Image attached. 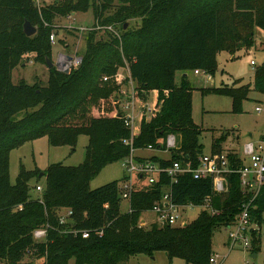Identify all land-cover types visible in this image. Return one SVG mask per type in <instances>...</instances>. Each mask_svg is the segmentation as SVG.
<instances>
[{
    "label": "trees",
    "instance_id": "obj_1",
    "mask_svg": "<svg viewBox=\"0 0 264 264\" xmlns=\"http://www.w3.org/2000/svg\"><path fill=\"white\" fill-rule=\"evenodd\" d=\"M113 1L55 0L50 6H37L34 0H0V264H28L23 262L28 255L42 258L38 264H68L71 259L74 264H121L158 251L165 252L169 261L210 264L214 230L232 225L247 199L235 173L228 176L227 190L218 193L211 177L181 174L172 182L161 172L153 184L134 185L130 209L123 212L119 180L94 189L89 181L104 165L128 157L131 147L163 150L168 134L177 138L169 158L153 154L149 160L162 167L176 160L197 166L203 154L199 141L203 129L193 121L194 87L183 73L198 69L214 76L221 51L235 54L252 47L254 28H264V0H234L233 6H226L225 0H118L114 11L103 16ZM89 7L97 24L86 34V51L77 66L67 73L52 66L45 86L24 79L12 82L15 58L34 52V60L46 66V59L51 60L47 20ZM26 20L36 27L32 36L23 31ZM128 20L139 22L123 28ZM108 24L118 28V36L108 30L107 38H95L96 25ZM99 51L103 55L98 63ZM121 61L142 101L157 91V109L149 117L143 114L133 135L115 98L122 84L114 77L115 65ZM178 71L182 74L176 83ZM239 80L201 91L231 97L232 111L239 113L251 88L264 92V61L255 67L252 83L238 86ZM21 111L24 115L16 119ZM42 134L51 145L72 147L85 134L88 144L81 164L54 163L43 171L46 181L40 198H31L29 180L40 173L21 168L12 183L9 152ZM131 138V144L125 142ZM225 138L222 134L215 139L211 151L219 152ZM128 179L124 175L121 182ZM167 185L174 203L199 206L209 199L215 212L202 210L186 225L143 228L140 215ZM61 208L71 211L69 221L60 223L56 211ZM263 214L264 185L251 208L258 226ZM39 229L45 231L42 238L34 236ZM82 231H88V237H82ZM260 242L259 230L252 231L250 250L258 251Z\"/></svg>",
    "mask_w": 264,
    "mask_h": 264
},
{
    "label": "rangeland",
    "instance_id": "obj_2",
    "mask_svg": "<svg viewBox=\"0 0 264 264\" xmlns=\"http://www.w3.org/2000/svg\"><path fill=\"white\" fill-rule=\"evenodd\" d=\"M226 6H233L234 0H225ZM55 0H37V5L50 6ZM101 0H96V3ZM118 0H114L111 8L104 11L103 16H108L114 11V7L118 4ZM128 25L136 26L139 20H128ZM50 27V34L54 35L51 41V61L54 68L57 69V63L60 61L59 54L81 57L86 51V34L89 29L97 24L93 8L89 7L86 11L70 12L66 15L54 14L51 19L45 22ZM97 26V25H96ZM112 26L116 33L119 34L118 28ZM95 38H107L108 29H96ZM111 31V30H109ZM115 34L113 31H111ZM103 51H99L96 61L102 57ZM35 53L28 52L23 56L15 58V67L12 70V82L17 83L20 79H24L27 83H38L45 86L49 79V68L46 64L34 60ZM103 61V59H101ZM251 61L255 65L251 64ZM264 61V28H254V45L250 48H242L235 54L227 51H221L217 55V71L214 76L202 71L199 74L192 70L186 72L194 89L192 92V118L193 121L203 129L199 141L203 144V153H209L212 142L225 135V140L221 146L225 151H236L243 156L244 145L251 140H255L264 134V92H259L253 88L247 94V98L243 100L242 111L234 113L232 111V99L227 95L216 93H202L201 88H208L218 85H232L235 80L240 79L236 85L252 83L254 69L257 65ZM99 63V62H98ZM98 63L97 66H98ZM77 64H73L76 66ZM59 69V68H58ZM115 79L122 81L120 91L115 94V98L120 100L117 109H122L125 101L131 100L133 87L136 90L134 82L130 83L129 71L127 64L122 61L115 65ZM180 73H176V83L179 82ZM210 76V77H209ZM122 99V100H121ZM123 101V102H121ZM146 103H135V114H144L149 117L150 114L157 109V101L150 95L146 98ZM156 103V104H155ZM259 108V110L257 109ZM128 112V111H127ZM125 113V112H124ZM24 115L21 111L15 115L18 119ZM251 134V136L249 135ZM88 144V136L81 134L77 138L75 146L70 145H51L48 136L45 134L38 135L30 140L25 141L19 147L13 148L9 152L8 173L13 183L21 168L26 170H38L39 173L49 168L51 164L61 163L65 166H77L81 164L86 155ZM166 143L163 150H154L143 148L139 149L142 158L151 159L154 155L162 158H169L170 152L166 150ZM136 153V151H135ZM246 162L248 159L246 158ZM126 174L123 160H116L104 165L90 179L89 187L94 189L105 183L119 180ZM131 179L135 182L134 176ZM45 176L33 177L29 180V194L31 198H40L42 189L45 185ZM135 185V184H134ZM143 187V183L136 181V186ZM36 186H40L41 190H37ZM128 203L122 200L120 209L126 211ZM65 208L58 209L56 213L60 216ZM203 209L202 206H193L189 208L185 206L181 210V214L188 221L195 219ZM64 213V212H63ZM153 216L148 211L143 212L139 218V224L143 228H149V223ZM260 233V249L252 252L250 249L236 246L229 250L227 245L229 228L220 226L214 230L212 235L213 251L219 253L220 260L225 256L221 264H264V214L262 223L258 227ZM42 258H32L25 256L23 262L28 264H38ZM68 264H74L73 259ZM121 264H187L180 258H174L169 261L165 252L158 251L153 256L138 254L130 257L126 262Z\"/></svg>",
    "mask_w": 264,
    "mask_h": 264
},
{
    "label": "built area",
    "instance_id": "obj_3",
    "mask_svg": "<svg viewBox=\"0 0 264 264\" xmlns=\"http://www.w3.org/2000/svg\"><path fill=\"white\" fill-rule=\"evenodd\" d=\"M34 2L37 3V0H34ZM95 28L111 30L118 36V33H116V30L112 26L97 25ZM50 40H54L53 34H50ZM59 56L60 61L57 63V66L60 70L68 68L70 71L72 67H75L73 64L78 65L81 61V57H75L69 61L67 60L66 55L59 54ZM251 64L255 65L253 61H251ZM193 72L199 74L201 70L196 69ZM104 79H106V77ZM118 79L121 80V77L116 78L118 82H121ZM132 82L133 81L130 79L131 84ZM130 98V101H125V99L124 102L121 101L124 104L121 106L123 110H120L123 113L125 112V125L131 129L133 135L137 133L136 131L139 128L138 124H140L143 116L142 114H135V103L138 101L140 104L144 105V101L137 96L134 87ZM257 109L259 110V108ZM125 142L131 144L132 138ZM165 143L167 151L171 148H175L177 144L176 136L168 134ZM148 149H151V147H148ZM135 151L136 149L131 147L129 156L123 159V166L125 167L129 179L123 181L121 183L122 185H119L120 197L128 203L126 211H129L130 209V196L134 184L136 185V181L149 185L153 184L158 181L161 172L170 177L172 182L181 174H191L194 178L211 177L214 190L218 193L227 190L229 185L228 176L235 173L239 175L240 188L247 196V199L242 203L235 222L227 227L229 228L227 245L229 250L236 246H241V248L246 249L251 248L252 231L258 230L259 227L251 215V208L253 207V201L258 195L261 186L264 185V134L244 145L243 156L239 155L236 151H224L222 149L219 152L210 151L209 153H203L199 156L198 164L195 167L191 166L190 162L182 163L177 160L173 161L171 165L166 167H162L158 163L152 162L149 159L138 161L135 159ZM246 158L248 159V162H246ZM132 176H134L135 182L131 179ZM36 189L41 190V187L36 186ZM185 206L192 208L196 205L191 203L181 205L174 203L172 200L171 186H165L161 197L152 204L149 210H147L153 216L149 225H184L188 222V220L181 214V210H183ZM199 206H202L203 209H206L209 212H215L209 205V199H206ZM70 214L71 211L69 209H66L64 213L62 212L59 216L60 223L69 221L67 218H69ZM44 234L45 231L43 229L34 231V236L36 238H42ZM81 234L82 237H88L89 235L88 231H82ZM209 263L221 264L220 256L216 253H212L209 258Z\"/></svg>",
    "mask_w": 264,
    "mask_h": 264
},
{
    "label": "water",
    "instance_id": "obj_4",
    "mask_svg": "<svg viewBox=\"0 0 264 264\" xmlns=\"http://www.w3.org/2000/svg\"><path fill=\"white\" fill-rule=\"evenodd\" d=\"M72 13H74V12H72ZM128 21L124 24V27L123 28H126L127 26H128ZM23 31H24V33L27 35V36H32L33 34H35V32H36V27L34 26V25H32L28 20H26L24 23H23ZM67 57V60H69V61H71L73 58H72V56H66ZM46 62H47V67L48 68H51L52 66H54V63L50 60V59H46ZM58 67V66H57ZM58 69V68H57ZM58 70H60V69H58ZM60 71H63V72H65V73H67V72H69V70H68V68H65V69H63V70H60ZM184 75H187L186 74V72L185 73H183ZM118 116H120V115H118ZM249 135H251V134H249ZM41 176H43V172H40V174H39V177H41ZM184 225H186V223L184 224Z\"/></svg>",
    "mask_w": 264,
    "mask_h": 264
},
{
    "label": "crops",
    "instance_id": "obj_5",
    "mask_svg": "<svg viewBox=\"0 0 264 264\" xmlns=\"http://www.w3.org/2000/svg\"><path fill=\"white\" fill-rule=\"evenodd\" d=\"M180 72V71H179ZM181 74H182V72L180 73V76H181ZM179 76V77H180ZM127 77H129V75L127 76ZM210 77V76H209ZM153 96V99L155 100V102L157 101V91H155V90H152V91H150L148 94H147V97L148 96ZM147 101H144V103H146ZM156 104V103H155ZM139 123V122H138ZM139 125V124H138ZM139 129V128H138ZM138 129H137V131L136 132H138ZM251 136V135H250ZM222 147V146H221ZM223 150V149H222ZM211 151V150H210ZM225 151V150H224ZM135 156L136 157H141V154H140V150L139 149H137L136 150V153H135ZM65 210L66 209H64V211L63 212H65ZM140 226H141V224H139ZM212 250H213V248H212ZM213 253H216V254H218L219 255V253H217L216 251H213ZM224 258H225V256L223 255V257H222V259H221V263H223V260H224Z\"/></svg>",
    "mask_w": 264,
    "mask_h": 264
}]
</instances>
